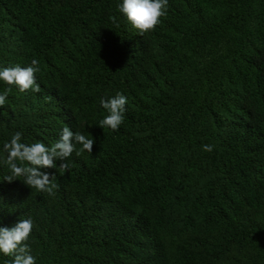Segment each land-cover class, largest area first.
Listing matches in <instances>:
<instances>
[{
    "label": "trees",
    "instance_id": "1",
    "mask_svg": "<svg viewBox=\"0 0 264 264\" xmlns=\"http://www.w3.org/2000/svg\"><path fill=\"white\" fill-rule=\"evenodd\" d=\"M122 2L0 0V70L35 58L43 89L0 81V177L18 131L94 140L40 169L51 195L0 180V227L32 219L35 264H264V0H168L142 35ZM117 92L113 131L100 100Z\"/></svg>",
    "mask_w": 264,
    "mask_h": 264
},
{
    "label": "clouds",
    "instance_id": "2",
    "mask_svg": "<svg viewBox=\"0 0 264 264\" xmlns=\"http://www.w3.org/2000/svg\"><path fill=\"white\" fill-rule=\"evenodd\" d=\"M167 6L168 0H123L118 5V10L142 35L155 29L160 23V18L166 15ZM39 71V61L34 58L27 67H4L0 70V81L9 86H17L20 92L31 90L41 93L43 89L35 79V73ZM10 92L11 87H7L0 93V106L5 105ZM100 104L108 114L99 121V126L118 130L124 120L127 98L117 92L114 97L102 98ZM21 135V132H16L11 140L3 145V151L7 154L4 164L7 165L9 174L0 177V180L12 182L22 178L27 186L35 188L38 192H48L50 195L55 187L51 180L53 174L40 169H56V161H59L60 171L68 172L71 167L68 158L73 151H76L77 156L84 150L92 152L94 143L93 139L72 131L68 126L62 128L59 140L51 146L41 142L30 145L22 143ZM77 144L82 145V148L77 149ZM213 148V145H203V150L207 152H211ZM32 227L33 221L30 217L20 219L12 227H0V253L13 256L11 264H35V257L30 255V247L25 243Z\"/></svg>",
    "mask_w": 264,
    "mask_h": 264
}]
</instances>
